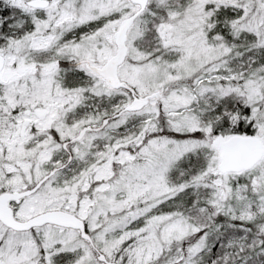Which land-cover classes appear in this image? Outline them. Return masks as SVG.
Here are the masks:
<instances>
[{
    "label": "snow or ice",
    "instance_id": "6c2138e0",
    "mask_svg": "<svg viewBox=\"0 0 264 264\" xmlns=\"http://www.w3.org/2000/svg\"><path fill=\"white\" fill-rule=\"evenodd\" d=\"M0 264H264V0H0Z\"/></svg>",
    "mask_w": 264,
    "mask_h": 264
}]
</instances>
